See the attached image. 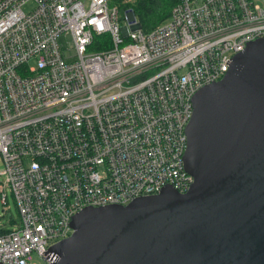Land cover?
<instances>
[{
    "label": "built area",
    "instance_id": "built-area-1",
    "mask_svg": "<svg viewBox=\"0 0 264 264\" xmlns=\"http://www.w3.org/2000/svg\"><path fill=\"white\" fill-rule=\"evenodd\" d=\"M32 4L29 11L25 6ZM115 0H0V263L53 264L82 209L190 190L194 96L264 38V0H179L152 31ZM111 47L97 50L99 35Z\"/></svg>",
    "mask_w": 264,
    "mask_h": 264
},
{
    "label": "water",
    "instance_id": "water-1",
    "mask_svg": "<svg viewBox=\"0 0 264 264\" xmlns=\"http://www.w3.org/2000/svg\"><path fill=\"white\" fill-rule=\"evenodd\" d=\"M186 133L189 191L82 209L53 264H264V38L196 92Z\"/></svg>",
    "mask_w": 264,
    "mask_h": 264
},
{
    "label": "trees",
    "instance_id": "trees-1",
    "mask_svg": "<svg viewBox=\"0 0 264 264\" xmlns=\"http://www.w3.org/2000/svg\"><path fill=\"white\" fill-rule=\"evenodd\" d=\"M121 12L132 10L140 19L141 28L152 31L164 24L172 12L173 7L179 0H115ZM97 50L111 47V40L108 34L99 35L94 46Z\"/></svg>",
    "mask_w": 264,
    "mask_h": 264
},
{
    "label": "rangeland",
    "instance_id": "rangeland-1",
    "mask_svg": "<svg viewBox=\"0 0 264 264\" xmlns=\"http://www.w3.org/2000/svg\"><path fill=\"white\" fill-rule=\"evenodd\" d=\"M32 7V4H29L27 6L24 7V9L26 11H29ZM124 13H122L123 15ZM137 16V15H136ZM138 21H140L139 17L137 16ZM168 21V20H167ZM166 21V22H167ZM164 22V23H166ZM0 166H1V162H0ZM8 204L10 206V210L7 211L5 214L3 213V205L1 204V197H0V222L1 223H6L7 226H9V228L11 229L13 227V225L9 224V220H11L12 218L19 221L20 220V215L17 211V207L15 204V201L12 197V195L9 193V197H8ZM35 256V260L38 264H46V261H44L41 257H39L37 254L34 255Z\"/></svg>",
    "mask_w": 264,
    "mask_h": 264
}]
</instances>
